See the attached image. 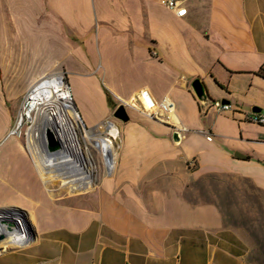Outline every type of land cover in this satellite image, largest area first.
Listing matches in <instances>:
<instances>
[{
  "label": "crops",
  "instance_id": "1",
  "mask_svg": "<svg viewBox=\"0 0 264 264\" xmlns=\"http://www.w3.org/2000/svg\"><path fill=\"white\" fill-rule=\"evenodd\" d=\"M183 6L176 17L158 0H0V209L32 224L0 264H248L249 231L224 221L207 187L228 175L264 193V126L246 120L264 114V0ZM61 68L69 87L75 75L94 89L95 116L79 103L88 128L146 89L174 103L187 132L174 142L170 125L127 109L113 173L83 194L49 195L9 131L21 95ZM194 78L230 111H202Z\"/></svg>",
  "mask_w": 264,
  "mask_h": 264
},
{
  "label": "built area",
  "instance_id": "2",
  "mask_svg": "<svg viewBox=\"0 0 264 264\" xmlns=\"http://www.w3.org/2000/svg\"><path fill=\"white\" fill-rule=\"evenodd\" d=\"M184 2L185 0H158L160 6L173 12L176 17L186 15V9L183 6ZM152 56H155V53H152ZM42 93L51 94L55 100L47 101L46 104L38 106L39 103H42L44 97L36 100L37 97L35 96ZM118 101L126 110L131 109L140 112L150 119L170 125L180 137L187 132L185 127L173 119L174 103L167 97L156 100L148 90L142 89L131 98L127 100L118 99ZM212 107L217 112L230 111L231 109L230 105L222 104L221 102L212 103ZM62 110L63 112L71 111L74 113L73 133L76 137V149L81 161L93 168L92 176L98 171L97 168L99 166L105 177H109L114 170L115 153L120 140L119 122L109 117L92 128H86L75 110L65 72L61 71L45 75L29 87L21 98L9 135L22 141L23 148L34 165V160L30 155L32 138H39L42 148L45 149L43 132L41 133L37 128L41 117L45 116L42 111L47 113L46 116L55 118L56 113ZM246 120L250 123L264 126V114L252 112L246 116ZM88 132L92 134L93 142L82 138L86 137ZM207 140H210V138L207 137ZM61 150L60 145V149L53 153L61 152ZM82 152H87L88 154L86 161L83 159ZM74 156L73 149L65 152V157L70 162L74 160ZM76 162L80 163L79 159ZM8 212L9 210L0 209V235L3 236L0 239V253L5 250L19 248L30 239L27 232L15 224L11 230H6L2 226L1 222L3 221L12 222Z\"/></svg>",
  "mask_w": 264,
  "mask_h": 264
},
{
  "label": "rangeland",
  "instance_id": "3",
  "mask_svg": "<svg viewBox=\"0 0 264 264\" xmlns=\"http://www.w3.org/2000/svg\"><path fill=\"white\" fill-rule=\"evenodd\" d=\"M97 12L94 11V15H97ZM95 23L98 24V21L96 20ZM61 69L57 71L65 72L63 68ZM7 70L8 73L11 72L10 68H7ZM25 78L26 75L19 72L18 74L13 75L11 79L14 85L17 87L21 86ZM68 82L71 87L70 91L74 101L75 110L78 113L81 121L83 122L84 120H82L83 118L82 112L80 110V104H83L85 107H87L89 113L95 116V112H97L96 109L94 111V109L89 106L88 92L94 90L93 88H91V84L79 81L77 79V76L75 75H70L68 77ZM24 93L21 95L20 99H18V106ZM16 112L14 113L12 118V125L15 120ZM83 124L86 128H88V125L85 123V121ZM97 169L98 171L94 176H92L91 185L86 186V191L92 190L94 184L98 179L106 178L101 167L98 166ZM209 179L210 180L208 182H210V187L207 188L215 190L213 198L217 200V203L221 207V210L224 214V221L236 226H244L249 232L252 231L257 234V237H259L261 240L264 239V193L256 190L248 182L241 179L232 178L228 175L211 176L209 177ZM45 184L48 189L51 190V195L58 193L62 195L67 194L68 197H71L86 192L77 191L74 193H68L65 187H63L59 182H47ZM254 252L255 251H252L251 254H254Z\"/></svg>",
  "mask_w": 264,
  "mask_h": 264
},
{
  "label": "bare ground",
  "instance_id": "4",
  "mask_svg": "<svg viewBox=\"0 0 264 264\" xmlns=\"http://www.w3.org/2000/svg\"><path fill=\"white\" fill-rule=\"evenodd\" d=\"M35 97H37L36 100L44 97L42 103H39L38 106L46 104L47 101L55 100L51 94L46 93L36 95ZM42 114L45 116L41 117V120L37 125L38 130L42 133L45 127L51 129L58 139L62 150L61 152L49 154L42 148L39 138H32L30 155L34 160L38 176L44 183L59 182L65 187L68 193H74L77 191L85 192L86 186L91 185L93 168H90L86 163L84 164L81 161L80 155L76 149V137L73 133L74 113L71 111H58L55 118L46 116L47 113H45V111H42ZM82 138L93 142V136L90 132L86 133V137ZM72 149L74 150L75 156L74 160L70 162V160L65 157V152ZM84 153L85 152H82V156L86 161L88 154L87 152ZM77 159H79L80 163L76 162ZM45 187L49 195H51V190L48 189L46 184ZM8 213L15 225L24 229L28 234L32 231L30 228L32 224H29L28 220H25L20 212L11 210Z\"/></svg>",
  "mask_w": 264,
  "mask_h": 264
},
{
  "label": "water",
  "instance_id": "5",
  "mask_svg": "<svg viewBox=\"0 0 264 264\" xmlns=\"http://www.w3.org/2000/svg\"><path fill=\"white\" fill-rule=\"evenodd\" d=\"M189 88L192 91L194 97L197 99L201 110H205L207 107L212 105L208 93L206 91V88L203 84V82L199 78H194L190 84ZM222 104H225V101H221ZM112 118L116 121H118L120 124H125L128 121H130V117L128 115V112L126 108L123 105H119L116 107L114 112L112 113ZM172 138L174 142L178 141V136L176 133H173ZM43 140L45 145V150L47 153L51 154L53 152H56L60 149V144L56 136L54 135V132L49 129L48 127H45L43 131ZM236 157H242V155L235 153ZM2 226L6 230H11L14 227V223L11 221H3L1 222ZM28 234V233H27ZM32 235V231L30 233ZM28 236L30 237L31 235ZM3 236L0 235V239H2Z\"/></svg>",
  "mask_w": 264,
  "mask_h": 264
},
{
  "label": "trees",
  "instance_id": "6",
  "mask_svg": "<svg viewBox=\"0 0 264 264\" xmlns=\"http://www.w3.org/2000/svg\"><path fill=\"white\" fill-rule=\"evenodd\" d=\"M259 74L264 77V71H260ZM254 242V254L247 257L248 264H264V239L257 237L258 235L250 231L248 234ZM251 257V258H250Z\"/></svg>",
  "mask_w": 264,
  "mask_h": 264
}]
</instances>
